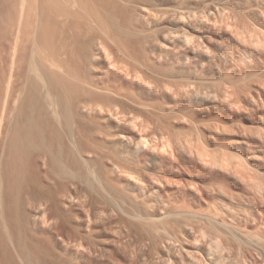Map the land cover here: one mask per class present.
I'll list each match as a JSON object with an SVG mask.
<instances>
[{
	"label": "rangeland",
	"instance_id": "1",
	"mask_svg": "<svg viewBox=\"0 0 264 264\" xmlns=\"http://www.w3.org/2000/svg\"><path fill=\"white\" fill-rule=\"evenodd\" d=\"M24 1L21 20V0H0V42L3 39L5 58L10 61L12 48L8 46L17 32L23 35L28 29L39 35L36 40L29 38V43L36 44L26 45L22 35L18 39L26 41L18 43L17 49L28 46V61L39 65L40 60L62 57L60 61L67 58L62 62L72 68L73 51L58 47L64 39L53 52L48 40L43 43L40 26L44 16L40 10V17L36 13L43 6H35V0ZM133 2L134 17L140 13L138 8H145L143 15L140 13L143 21L132 25L125 21L126 16L116 15L113 23L132 32L130 39L140 44L134 53L138 59L150 58L142 64L147 71L142 65L144 69L139 65L137 69H143L147 84H153L151 102L155 101H149L143 111L127 101L116 112L120 119L125 113L127 120L119 119L118 130L113 126L108 129H123L131 141L130 148L117 145V150L125 154L140 181L130 187L125 173L113 168L109 189L100 188L99 183L95 186L105 199L100 196L93 203L91 222L82 203L72 208L85 221L74 220L61 229L55 255L61 264H264V0ZM28 16L34 18L31 23ZM89 23L101 42L124 57L111 42L110 31L104 26L96 28L91 18ZM181 27L187 30L185 38H172ZM129 36L119 37L120 42ZM164 41L166 55H160L157 45ZM61 51L68 55L61 56ZM18 55L17 64L25 67L27 55L22 59ZM6 59L5 71L0 74V116L13 105L12 98L4 97L10 72ZM25 70L19 71L21 76L15 72L18 83H25L22 73L30 72L31 83L37 85L39 76ZM126 71L122 74L127 77ZM125 76L122 80L132 86L135 80L130 83ZM41 81L36 87L39 94L45 90L44 99L47 86L44 89ZM132 216L138 217V222ZM80 241L83 247L75 249L74 244Z\"/></svg>",
	"mask_w": 264,
	"mask_h": 264
},
{
	"label": "bare ground",
	"instance_id": "2",
	"mask_svg": "<svg viewBox=\"0 0 264 264\" xmlns=\"http://www.w3.org/2000/svg\"><path fill=\"white\" fill-rule=\"evenodd\" d=\"M133 1L33 0L35 6L37 4L43 6V9H37L36 13L40 10L41 16L46 17L45 20L43 18L44 21L42 20V23L44 22L40 26L42 29L38 27L42 30L40 35L44 45L48 40L53 46V52L64 39L62 45L58 47L65 46L67 52L69 49L73 51L71 54L74 56L71 57L75 59L71 58L72 68L66 61L62 62L63 59L60 61L62 57L60 59L58 57L59 60L54 58L40 60L39 65L28 61L27 58L30 57L28 56L30 51H26L28 46L21 51L17 49L18 43H24L25 40L28 42L26 45L37 43V41L29 43L30 36L37 38L38 34L33 35L28 29L23 35L18 31L13 44L9 43L8 48H12L10 61L4 56L5 45H2L1 39L0 49H3L0 50V74L5 71L4 67L7 64L5 59L9 61L10 66L6 84L10 89L6 87L8 91L5 90L4 97L12 98L13 105L6 115L0 116V264H34L33 259L61 264V259L55 255L56 239L60 236L61 229L74 220L80 224L85 221V218L75 215L72 208L82 203L86 208V218L91 222L93 203L100 196L105 199L97 192L95 186L99 183L100 188L108 190L112 181L110 171H115L113 168H120L122 173H125L127 178L125 181L127 180L130 187L137 186V182L140 181L134 175L136 173L131 171V163L125 154L122 155L117 150V145L127 149L131 145L129 138L121 132L123 129L117 131L120 124L117 111L123 109L127 101L142 111L149 105V101L150 103L155 101L151 102L155 92L152 93L154 86L152 83H150L152 87L147 84L146 74L143 72L146 65H142L150 61V58L140 56L141 59H138L139 56H136L138 53H134L135 50H139L140 44L130 39L132 32L123 31L113 23L116 15L126 16L127 20H124L132 25L137 20L143 21L145 8H138L142 15L139 13L134 17L133 13L136 10L133 12L131 9ZM87 3L90 5L88 6L90 8L87 7L89 12L85 8ZM24 4L25 1L21 0L20 19L23 16ZM29 16L31 23L33 16L32 18ZM89 18L96 24V28L104 26L111 32L113 36L111 42L123 51L124 57L117 56L108 44L101 42L94 33L96 29L89 23ZM65 30L72 32L71 35L67 32L71 37L67 36ZM186 32L187 30L181 27L175 31L172 38L184 39ZM21 35L25 37L24 41H18ZM128 36V40L125 38L123 43L120 42V39ZM67 37L70 38L68 41ZM165 43L164 41L157 45L160 55H166L165 50L168 46ZM150 48L156 49L154 46ZM63 52L61 56L66 53ZM16 54H21L18 55L20 59L27 55L23 62L24 64L25 61L28 62L27 65L23 64L27 68L17 64ZM137 65L144 67L140 66L143 68L140 69L142 71L137 69ZM22 68L35 72L39 76L37 79L44 81L41 82L45 85L44 89L47 86L45 97L48 101L52 100L50 101L52 103L48 104L46 101V104L44 102L46 98H41L45 90H41L43 92L41 94L38 93L39 81H36V85L31 78L33 81L31 83L30 72L29 76L26 75L27 72L22 73L26 75H23L26 77L25 83H18L16 79L20 78H16L18 76L16 73L20 75L23 72ZM122 70L123 72L127 70L130 83L135 80V85L131 86V83L128 86V81L125 83L122 80L125 76ZM125 115L122 114L126 119ZM130 124L128 121L127 127ZM109 126L115 127L117 132L110 131L112 129L109 130ZM98 213L103 215L102 212ZM132 219L137 222L139 220L133 216ZM157 233L158 231L154 234ZM170 246H167L168 250L171 249ZM82 247L81 241L74 244L75 249Z\"/></svg>",
	"mask_w": 264,
	"mask_h": 264
}]
</instances>
